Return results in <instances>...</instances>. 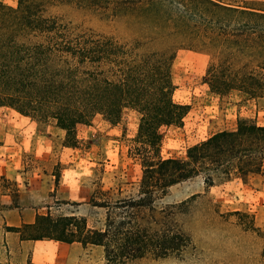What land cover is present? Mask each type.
<instances>
[{
    "label": "trees",
    "instance_id": "16d2710c",
    "mask_svg": "<svg viewBox=\"0 0 264 264\" xmlns=\"http://www.w3.org/2000/svg\"><path fill=\"white\" fill-rule=\"evenodd\" d=\"M60 4L121 17L134 38L121 42L91 29L76 30L48 12ZM147 44L161 48L144 49ZM175 47L212 52L203 75L212 93L262 95L263 8L220 0H17L14 5L0 0V107L52 121L64 130L68 145L76 142L77 125L88 124L96 115L114 125L124 109L134 110L138 128L132 153L141 164L134 195L119 192L112 199L108 190L98 189L90 194L85 215L47 210L36 213L32 223L9 230L21 240L101 246L108 264L145 255L181 256L194 248L175 218L188 201L156 209L155 200L193 177L200 176L210 187L217 177L261 173L264 125L240 119L234 129L217 131L187 147L182 158L162 157L161 129L181 125L188 109L173 99L170 67ZM95 209L103 210L99 225L89 221ZM239 224L260 231L253 220Z\"/></svg>",
    "mask_w": 264,
    "mask_h": 264
},
{
    "label": "rangeland",
    "instance_id": "374dc122",
    "mask_svg": "<svg viewBox=\"0 0 264 264\" xmlns=\"http://www.w3.org/2000/svg\"><path fill=\"white\" fill-rule=\"evenodd\" d=\"M3 1L14 5L17 0ZM220 1L264 9V0ZM48 12L76 30L91 29L121 42L134 38L121 17L73 4L50 6ZM143 48L158 50L161 46L147 44ZM174 50L170 67L173 99L188 109L181 125L161 129L162 157L182 158L187 147L217 131L234 129L240 119L264 125V92L261 96L239 91L214 94L203 81L212 52L187 47ZM137 128L138 114L131 109H124L114 125L96 115L88 124L76 126V142L68 145L64 130L52 121L0 107V262L108 264L101 246L83 247L76 242L48 239L20 243L19 235L8 229L15 227L9 214L23 208L31 220L47 210L54 215H85L90 210L87 201L95 190H108L112 199L119 192L122 196L134 195L141 176L140 159L132 153ZM184 200L188 201L186 209L175 218L191 236L194 248L181 256L145 255L122 264H264V169L259 174L217 177L210 187L204 186L200 176L190 178L172 186L154 206L159 209ZM94 211L89 221L99 225L103 210ZM235 211L248 216H238ZM251 220L260 231L239 224Z\"/></svg>",
    "mask_w": 264,
    "mask_h": 264
},
{
    "label": "crops",
    "instance_id": "0c3cea01",
    "mask_svg": "<svg viewBox=\"0 0 264 264\" xmlns=\"http://www.w3.org/2000/svg\"><path fill=\"white\" fill-rule=\"evenodd\" d=\"M9 215L11 217V225L12 226H20L21 224H24V223H32L34 221V219L31 220V218H29V217L26 216V213H25V211H24L23 208H19L18 212H11ZM4 217H5V220H6V216H4V215L1 216V218L3 220H4ZM18 241L20 243H23V242L29 241V240H21L19 238ZM32 241H38V240H32ZM62 243H64V242H62ZM66 244H71V243H66Z\"/></svg>",
    "mask_w": 264,
    "mask_h": 264
}]
</instances>
